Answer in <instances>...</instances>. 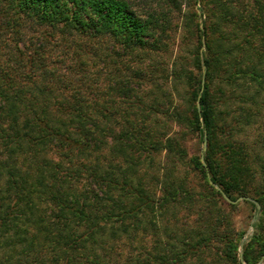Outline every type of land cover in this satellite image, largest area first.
Wrapping results in <instances>:
<instances>
[{
    "label": "trees",
    "instance_id": "obj_1",
    "mask_svg": "<svg viewBox=\"0 0 264 264\" xmlns=\"http://www.w3.org/2000/svg\"><path fill=\"white\" fill-rule=\"evenodd\" d=\"M178 27L187 55L152 57ZM262 108L264 0H0V264H239L222 192L259 204L255 264Z\"/></svg>",
    "mask_w": 264,
    "mask_h": 264
},
{
    "label": "rangeland",
    "instance_id": "obj_2",
    "mask_svg": "<svg viewBox=\"0 0 264 264\" xmlns=\"http://www.w3.org/2000/svg\"><path fill=\"white\" fill-rule=\"evenodd\" d=\"M183 33H185L181 28H176L174 31L171 32V37L169 40V45L168 48L165 52L159 51V52H153L152 57L156 59H162L164 60L167 64H170L171 60L177 56L178 54H186V48L189 47L190 40H192V37L187 34V38L183 37ZM9 38V35H7ZM203 38V37H202ZM203 40V39H202ZM186 41V43H184ZM53 56L56 54V50H53ZM55 54V55H54ZM113 55V53H112ZM113 57H116V55H113ZM172 89V88H171ZM146 91L149 90V85H147ZM183 95V89L181 86H177L175 90H172V97L174 102H178L181 104L183 101L182 98ZM183 104V103H182ZM181 104V105H182ZM262 111L260 114H257V117H259L261 120H264V108L261 109ZM260 119H257L259 121ZM169 132L176 131L177 134L179 133L181 137V142L183 145L186 147L188 153L190 154L191 152H196L200 153L202 151V146H203V141H202V134H201V127L200 125L197 124H192V125H185V126H178L175 123H172L170 127H167ZM263 136L264 138V125H262L261 122L253 123L249 126H247L242 132L238 133L237 137L244 139L246 141H254L257 140V144H261L262 142L260 141V136ZM261 145H258L259 147ZM238 205L235 209V214H234V223L235 227L238 230L243 231L242 236L240 237L239 240V247L238 251L240 249V242L242 243L243 241H246L250 234L252 233L253 227L251 226L252 222V217L253 214H257L255 211L250 209V206L241 201L238 200ZM246 237L244 239L243 236ZM242 251V249H241ZM239 264H247L245 262H241ZM255 264H264V254L262 257L255 263Z\"/></svg>",
    "mask_w": 264,
    "mask_h": 264
},
{
    "label": "water",
    "instance_id": "obj_3",
    "mask_svg": "<svg viewBox=\"0 0 264 264\" xmlns=\"http://www.w3.org/2000/svg\"><path fill=\"white\" fill-rule=\"evenodd\" d=\"M196 104H197V108H198V101H196ZM204 148H205V142L203 141V146H202V150H204ZM201 160H202V157H201ZM211 182V181H210ZM216 186V185H215ZM216 188H218L217 186H216ZM222 196L227 200V201H229V202H236V201H238V200H241V199H246V200H249V201H252V202H254V204H255V206H256V209L258 210L259 209V204H258V202L257 201H255L253 198H251V197H249V196H239V197H237L236 199H234V200H231L230 198H228L223 192H222ZM255 220V216H253L252 217V221H254ZM246 237V235L245 236H243V238L242 239H244ZM241 242H240V246H241ZM242 253H241V247H240V249H239V251H238V259H239V261H241V262H244L243 261V259H242V255H241Z\"/></svg>",
    "mask_w": 264,
    "mask_h": 264
}]
</instances>
